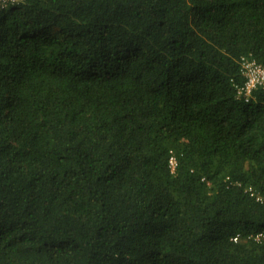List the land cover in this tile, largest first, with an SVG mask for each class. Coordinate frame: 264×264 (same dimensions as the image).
Here are the masks:
<instances>
[{
  "label": "trees",
  "instance_id": "1",
  "mask_svg": "<svg viewBox=\"0 0 264 264\" xmlns=\"http://www.w3.org/2000/svg\"><path fill=\"white\" fill-rule=\"evenodd\" d=\"M243 59L264 0L0 5V264H264Z\"/></svg>",
  "mask_w": 264,
  "mask_h": 264
},
{
  "label": "built area",
  "instance_id": "2",
  "mask_svg": "<svg viewBox=\"0 0 264 264\" xmlns=\"http://www.w3.org/2000/svg\"><path fill=\"white\" fill-rule=\"evenodd\" d=\"M6 0H0V5H4ZM243 73L246 76L244 85L240 88V92L250 95V93L258 86H264V65L256 60L243 59L242 62ZM171 166L174 169L175 159L172 157L170 160ZM238 237H235L237 240ZM257 239H264V233H260Z\"/></svg>",
  "mask_w": 264,
  "mask_h": 264
}]
</instances>
